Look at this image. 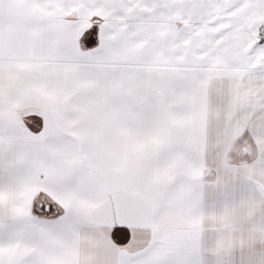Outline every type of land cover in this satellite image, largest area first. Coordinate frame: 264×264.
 Returning <instances> with one entry per match:
<instances>
[{
  "label": "snow or ice",
  "instance_id": "obj_1",
  "mask_svg": "<svg viewBox=\"0 0 264 264\" xmlns=\"http://www.w3.org/2000/svg\"><path fill=\"white\" fill-rule=\"evenodd\" d=\"M0 264H264V0H0Z\"/></svg>",
  "mask_w": 264,
  "mask_h": 264
}]
</instances>
